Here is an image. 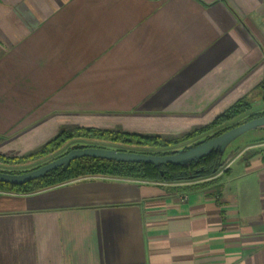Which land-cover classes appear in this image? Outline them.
Instances as JSON below:
<instances>
[{
  "label": "crops",
  "instance_id": "crops-1",
  "mask_svg": "<svg viewBox=\"0 0 264 264\" xmlns=\"http://www.w3.org/2000/svg\"><path fill=\"white\" fill-rule=\"evenodd\" d=\"M260 85L264 0H0L2 155L76 128L176 138ZM257 134L207 178L0 190V264H264Z\"/></svg>",
  "mask_w": 264,
  "mask_h": 264
},
{
  "label": "trees",
  "instance_id": "trees-1",
  "mask_svg": "<svg viewBox=\"0 0 264 264\" xmlns=\"http://www.w3.org/2000/svg\"><path fill=\"white\" fill-rule=\"evenodd\" d=\"M262 90V99L264 101V85H260ZM250 101L246 97H242L225 109L222 113L217 115L211 122L205 124L197 129L192 130L182 136L162 139L155 136L147 135H136V134H126L117 131L100 130V129H67L61 130L52 139L47 141L42 147H40L35 154H42L50 148H55L59 146L66 139L72 138L74 136L83 137H96L105 138L112 142H118L123 144H136L139 146H151L154 148H159L153 152H144L151 154H169L176 150H161L175 146L183 141L201 137L208 138L210 136L218 135L227 129L236 126L244 121H247L253 117L264 115L261 114L250 115L242 122L236 121L231 125L222 127L221 129L211 133V131L224 123L232 120L238 115L250 109ZM200 138V139H201ZM94 146V145H90ZM99 147V146H97ZM102 147V146H101ZM122 150V149H120ZM132 151V150H127ZM134 151V150H133ZM137 152V151H135ZM31 155V156H32ZM18 159L13 156H6L0 154V162H18ZM218 152L213 149L207 154L191 160L185 164H160L153 165L150 163L140 162V161H122L114 159H105L91 156H82L75 158L70 161L66 166L57 167L44 174L41 177L33 179L29 182L12 185L8 183L0 182V190L10 191V192H31L39 189H43L49 186H54L71 180H75L83 177H93V176H109L118 178H128V179H145V180H156L165 182H177L186 181L200 178H207L214 174L218 169ZM9 173H21L24 171H10V170H0ZM27 171V170H25ZM192 186H197L196 184Z\"/></svg>",
  "mask_w": 264,
  "mask_h": 264
},
{
  "label": "water",
  "instance_id": "water-1",
  "mask_svg": "<svg viewBox=\"0 0 264 264\" xmlns=\"http://www.w3.org/2000/svg\"><path fill=\"white\" fill-rule=\"evenodd\" d=\"M259 127H264V115L253 117L227 129L218 135L210 136L208 138H201L194 145L187 146L185 149L177 150L169 154H151L97 146L74 147L68 150L66 153L38 167L21 173L0 171V182L12 185H20L41 177L47 172L56 169L57 167L66 166L71 160L82 156L122 161H140L153 165L167 163L185 164L207 154L213 149L219 151L238 134L246 130Z\"/></svg>",
  "mask_w": 264,
  "mask_h": 264
},
{
  "label": "rangeland",
  "instance_id": "rangeland-1",
  "mask_svg": "<svg viewBox=\"0 0 264 264\" xmlns=\"http://www.w3.org/2000/svg\"><path fill=\"white\" fill-rule=\"evenodd\" d=\"M255 103V101H254ZM264 103V102H263ZM261 103H255L250 109L246 112H244L241 115L236 116L232 120H229L228 122L224 123L222 126H219L211 131V133L221 129L224 126L231 125L235 123L236 121L242 122L246 118H248L250 115H256L261 114L264 112V104ZM258 104V105H257ZM257 130H263L264 127H260ZM257 130L255 129H249L246 130L237 136H235L231 140V144L228 147L231 146H242L245 142H249L250 140L257 137ZM201 137L192 138L186 141H183L175 146H171L170 148L161 149V150H182L185 149L187 146L194 145L197 141H199ZM263 140V138H257L253 141ZM45 144V143H44ZM42 144V145H44ZM39 146L38 148L31 150L27 153L19 154V155H13V157H16L18 162H0V170H10V171H25L30 170L35 167H38L64 153H66L68 150L74 147H84V146H99V147H105V148H111V149H122V150H134L137 152H153L156 150H160L159 148H154L151 146H139L136 144H123L118 142H112L105 138H96V137H83V136H74L72 138L66 139L64 142H62L59 146L55 148H50L46 152L40 154L32 155L33 153H36L37 150L42 147ZM233 149V148H232ZM32 155V156H31ZM8 156V155H6ZM225 156V152H221L219 155V160L223 161V158ZM10 157V156H9ZM219 167V165H218Z\"/></svg>",
  "mask_w": 264,
  "mask_h": 264
}]
</instances>
